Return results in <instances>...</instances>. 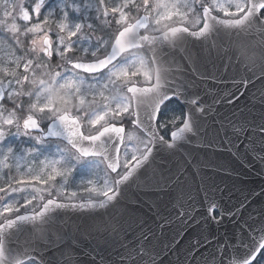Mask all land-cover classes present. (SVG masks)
<instances>
[{
  "label": "snow or ice",
  "instance_id": "1",
  "mask_svg": "<svg viewBox=\"0 0 264 264\" xmlns=\"http://www.w3.org/2000/svg\"><path fill=\"white\" fill-rule=\"evenodd\" d=\"M0 52V264H264L247 196L224 210L205 188L208 222L240 216L228 240H185L188 211L137 215L140 195L191 199L182 168L217 147L218 105L264 101V0H0ZM220 128L264 153V111Z\"/></svg>",
  "mask_w": 264,
  "mask_h": 264
},
{
  "label": "water",
  "instance_id": "2",
  "mask_svg": "<svg viewBox=\"0 0 264 264\" xmlns=\"http://www.w3.org/2000/svg\"><path fill=\"white\" fill-rule=\"evenodd\" d=\"M263 108L264 101L259 98V94L255 90H252L245 97H241L235 104L218 105L210 113L205 124V136L208 140L213 141L217 147L208 148L203 144L196 143L191 146V162L182 168L181 175V182L187 185L191 199L185 201L184 208H179V206L173 208L169 204L172 206L170 213L173 219L176 218L177 211H188L200 220V224L189 231L185 240L196 237L198 233L208 231L215 226H217L214 231V236L216 237H221L220 233L224 229L228 233V239H231L234 235L236 237L240 235L239 229L236 227L238 222L242 223L239 215L234 218L226 216L220 224L211 223L205 219L207 217L205 211L207 205L203 200L205 188H210L215 192L214 197L210 195L209 198L218 200L224 210L234 211L247 196L248 201L245 202L246 210H242V215L245 219L250 216L253 219H259L258 210L264 207V160L261 159L262 155L256 156L252 152L245 155L244 145H247L249 141L243 136L236 141L241 155H234L237 148H232L231 151H228L227 148H221L220 143L223 140L224 133L220 128V123L222 120L226 123L229 119H251L258 116V112ZM205 161L210 162L208 168L198 166V163L203 164ZM225 169H227V172ZM202 174L207 179L202 180ZM216 189L220 191H216ZM138 199L142 201L137 213L140 218L149 219L157 210L165 214L160 208V203L167 202V196L163 194L140 195ZM94 211H103V209ZM149 223H152L150 219ZM172 228L175 229L176 225L174 224ZM167 235H170L169 230H165V236ZM164 239V236L160 237V240ZM104 255L107 254L104 253ZM229 258L235 260V253H229V257H226V264ZM175 261L176 257L174 255H168L167 259H164V264H170V262L175 264Z\"/></svg>",
  "mask_w": 264,
  "mask_h": 264
},
{
  "label": "rangeland",
  "instance_id": "3",
  "mask_svg": "<svg viewBox=\"0 0 264 264\" xmlns=\"http://www.w3.org/2000/svg\"><path fill=\"white\" fill-rule=\"evenodd\" d=\"M99 34V33H98ZM4 56V53L3 52H0V57H3ZM42 159V158H41ZM87 195V194H85Z\"/></svg>",
  "mask_w": 264,
  "mask_h": 264
}]
</instances>
